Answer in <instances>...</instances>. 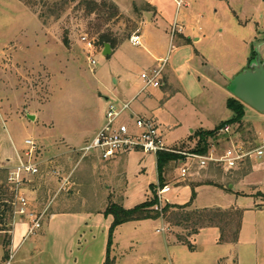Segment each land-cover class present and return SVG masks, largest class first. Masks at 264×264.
<instances>
[{
    "label": "rangeland",
    "instance_id": "rangeland-1",
    "mask_svg": "<svg viewBox=\"0 0 264 264\" xmlns=\"http://www.w3.org/2000/svg\"><path fill=\"white\" fill-rule=\"evenodd\" d=\"M32 2L0 0V159L12 158L31 139L44 157L62 153L53 157L57 168L44 182L54 178L62 185L75 170V185L38 186L47 215L10 264H104L109 240L114 264H264V170L254 162L228 171L209 167L184 181L177 166H166L162 179L170 191L163 202L242 210L237 243H218L219 231L210 228L192 236L189 248L176 241L186 232L162 218L124 223L109 238L110 204L129 210L153 199L155 155L133 150L103 161L95 152L85 160L75 152L101 128L108 105L128 103L141 86L140 74L160 64L161 86L138 95L130 110L156 120L165 147L189 152L200 132L234 117L230 100L243 105L244 115L226 135L219 131L210 147L225 150L229 140L255 144L264 134V112L227 87L257 58L264 65V0H183L179 9L172 0H75L58 18L42 15L43 2L58 0ZM173 22L184 29L172 39ZM134 33L141 46L129 43ZM83 36L94 44L95 65ZM100 36L113 40L108 56L101 54L105 44L96 46ZM74 176L83 179L80 187ZM53 206L67 214L48 219ZM8 240L9 233L0 234V264Z\"/></svg>",
    "mask_w": 264,
    "mask_h": 264
},
{
    "label": "built area",
    "instance_id": "built-area-1",
    "mask_svg": "<svg viewBox=\"0 0 264 264\" xmlns=\"http://www.w3.org/2000/svg\"><path fill=\"white\" fill-rule=\"evenodd\" d=\"M176 3L177 9L182 6V0H172ZM183 31V27L173 22L170 30V36L173 39L177 34ZM83 49L87 53L88 61L95 65L91 57L94 50V44L86 36L81 38ZM132 46H141V37L134 33L129 38ZM163 64L157 65L151 69L143 71L140 74L141 86L137 94L123 105L109 104L105 120L101 128L94 137L85 146L75 150L83 159L90 153L95 152L101 160L106 161L114 158L120 153L133 150L142 151L145 154L158 153L177 154L183 157V160L177 163L179 170V179L184 181L194 177L196 172L213 167L220 170H231L241 167L244 164L254 162L264 170V134L259 137L255 144L236 143L231 140L230 147L220 150L217 147H210L206 154L177 151L164 146L156 120L152 117L139 116L130 110V102L138 95L146 92L148 89H154L161 86V73ZM131 122L133 125H131ZM229 127L225 126L222 132L226 135ZM25 148L22 151H15L14 158L5 157L0 159V177H3L9 197L0 198V234L9 233L10 241L14 234V227L19 223L26 224L27 230L24 237L31 236L39 229L41 221L46 217L49 206L41 211H34L30 208L28 197L25 190L31 183V178L40 172V163L37 161L39 146L31 139L24 141ZM58 177L56 171L52 172ZM67 179H65V182ZM170 191L167 184L157 185L154 188V195L157 199L155 210L161 211V208L167 204L163 202L162 196ZM162 202L164 204H162ZM7 205L10 208V215L3 217V208ZM5 228L4 230L2 228ZM159 233V231H157ZM14 252H9V256L1 264H10Z\"/></svg>",
    "mask_w": 264,
    "mask_h": 264
},
{
    "label": "trees",
    "instance_id": "trees-1",
    "mask_svg": "<svg viewBox=\"0 0 264 264\" xmlns=\"http://www.w3.org/2000/svg\"><path fill=\"white\" fill-rule=\"evenodd\" d=\"M23 3L25 6H33L34 3L32 0H18ZM75 0H58L55 4H50V2H43V7L46 9L42 15L46 17H55L58 18L61 13L66 9L69 2ZM92 9H90L91 11ZM188 42L187 40L185 41ZM104 44H109L111 49L115 46L113 40L106 37L100 36L96 42V46H103ZM228 107L234 112V117L224 123H221L217 128L211 132H200L197 137L196 144L189 152L206 154L210 148V141L217 138V134L225 126L235 124L239 121L243 115V105L236 101L230 100L228 102ZM183 157L177 154L170 153H158L156 156V170L158 177V185H165L162 175L165 172V168L168 165L177 166V163L181 162ZM209 185V184H207ZM194 188V186H190ZM154 186L151 189L154 191ZM9 193L7 187L4 184L3 177H0V198H8ZM157 204V199L153 193V199L147 201L140 205L135 206L132 209H124L118 204H110L105 211V215H110L112 217V223L109 229V238L112 231L127 222H136L149 219H164L167 225H170L175 228H181L186 232V235H176V241L180 244H184L189 248H192L190 238L196 235L200 230L207 228H215L219 231L218 243H228L235 244L238 241L239 233L241 230L242 224V210L238 208L230 209H219V208H210V209H191L190 203L182 206H174L165 204L161 211H157L154 207ZM10 208L7 205H4L3 208V217H8L10 214ZM3 222V219L0 220ZM5 229L4 227L2 228ZM1 230V229H0ZM110 241V240H109ZM109 241L106 247V256L104 264H114V261L109 257ZM9 245L10 240L5 243V254L4 260L9 256Z\"/></svg>",
    "mask_w": 264,
    "mask_h": 264
},
{
    "label": "crops",
    "instance_id": "crops-1",
    "mask_svg": "<svg viewBox=\"0 0 264 264\" xmlns=\"http://www.w3.org/2000/svg\"><path fill=\"white\" fill-rule=\"evenodd\" d=\"M182 2H183V0H182ZM183 5V4H182ZM143 14H144V16L146 17V16H148L147 15V12H143ZM149 14H150V16L152 17V19H153V17H154V15H155V12H152V11H149ZM151 19V20H152ZM141 24H143V23H141ZM182 27H183V25H181ZM183 29H184V27H183ZM183 32V31H182ZM181 32V33H182ZM181 37V36H180ZM198 39H195V41H197ZM111 52H112V49H111ZM155 67V66H154ZM151 68H153V67H151ZM150 68V69H151ZM136 88H138V87H136ZM140 88V87H139ZM139 88H138V90H139ZM137 94V93H136ZM135 94V95H136ZM134 95V96H135ZM133 96V97H134ZM132 113H134L133 111H132ZM135 114V113H134ZM96 134V133H95ZM94 134V135H95ZM93 135V136H94ZM92 136V137H93ZM92 137L90 138V139H88L87 141H86V143L87 142H89L91 139H92ZM66 153V152H65ZM64 153V154H65ZM58 155H62V153L61 154H56V155H53V156H51V157H49V158H47V157H44V156H42V150L39 148V152H38V154H37V161L40 163V172H39V174L38 175H36V176H34L33 178H31V183L27 186V189L25 190V193H26V196L28 197V200H29V205H30V208L31 209H35L36 210V208H38V209H40L39 211H41L42 210V208H40V206H41V204H42V200H41V198H40V196H39V194L40 193H37L38 192V186H41L42 184H48V187H50V190H54L55 189V185L57 186V184H59V183H57V180L56 179H54V178H51L52 179V181H51V183H45L44 181V179L46 178V176H48V174H50V170H52V169H56L57 167H56V165H57V163L55 164V162H53V157H56V156H58ZM119 156H123V153H120V154H118V155H116L115 157H119ZM88 156H86V157H84L83 159L85 160L86 158H87ZM97 157H99L98 156V154H97ZM115 157L114 158H112V159H115ZM8 158H11V156H8ZM12 158H14V156L12 157ZM82 159V160H83ZM94 158H92V156H91V158H90V161H92ZM99 159H100V157H99ZM66 160H67V162L69 163L70 161H71V158H70V156L69 155H67V157H66ZM80 158H78L77 159V161L80 163L81 161H82ZM111 160V159H110ZM79 163H78V165H79ZM78 165H76V167L78 166ZM69 172H71V173H68L69 175L68 176H65L66 177V179H67V181L65 182H63V184L65 183L67 186H69V185H75L74 183H71V178H72V175H74L75 174V170H73V172H72V170H70ZM51 175V174H50ZM74 180H75V182L77 181L78 182V184L77 185H79L78 187H80L81 185L80 184H83V179H81V178H76L75 176H74ZM55 183V185H53ZM62 184V185H63ZM65 184H64V187H65ZM61 184H59L58 185V187L56 188V190H58V188L59 187H61L62 186ZM66 186V187H67ZM190 187V185H187V184H185L184 185V187L185 188H187V187ZM200 186H204V185H196V186H194V187H200ZM84 187V186H83ZM60 189V188H59ZM55 190V191H56ZM51 192V191H50ZM37 193V194H36ZM55 193V192H54ZM77 194L78 195H80L81 194V190H77ZM53 198V197H52ZM41 200V201H40ZM39 202H41V203H39ZM52 203H53V205H55V203H54V201H52ZM43 205V204H42ZM58 205V204H57ZM170 205V204H169ZM54 207V206H53ZM57 206H55L53 209V212H50V215L47 217L48 219H52L53 217H56V216H59V214H62V215H66L67 213H64V212H66L67 210L66 209H58V208H56ZM190 208H191V206H190ZM213 208H218V207H213ZM231 208H233V207H231ZM191 209H210V208H191ZM219 209H222V208H219ZM228 209H230V208H228ZM225 210V209H224ZM207 229H210V228H207ZM26 230H27V227H26V224H23V223H17L16 225H15V227H14V234H13V236H12V238H11V241H10V245H9V248H8V250H9V252H15V251H17V249H19L20 248V246H21V244L23 243V241L25 240V238L26 237H24V235H25V232H26ZM203 230V229H202ZM191 240V239H190Z\"/></svg>",
    "mask_w": 264,
    "mask_h": 264
},
{
    "label": "water",
    "instance_id": "water-1",
    "mask_svg": "<svg viewBox=\"0 0 264 264\" xmlns=\"http://www.w3.org/2000/svg\"><path fill=\"white\" fill-rule=\"evenodd\" d=\"M110 53V45L105 44L102 56H108ZM227 90L234 98L255 111L264 112V65L260 63L259 58L247 70L234 76ZM28 118L32 120V116Z\"/></svg>",
    "mask_w": 264,
    "mask_h": 264
}]
</instances>
